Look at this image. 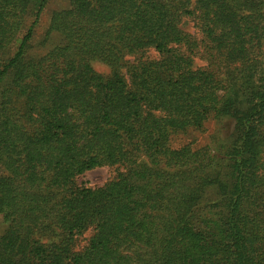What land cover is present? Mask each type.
I'll return each mask as SVG.
<instances>
[{
  "label": "trees",
  "instance_id": "16d2710c",
  "mask_svg": "<svg viewBox=\"0 0 264 264\" xmlns=\"http://www.w3.org/2000/svg\"><path fill=\"white\" fill-rule=\"evenodd\" d=\"M47 1L0 0V56L24 30L0 66V264H264V0H68L64 42L27 59ZM210 118L233 123L217 149L169 146Z\"/></svg>",
  "mask_w": 264,
  "mask_h": 264
},
{
  "label": "rangeland",
  "instance_id": "374dc122",
  "mask_svg": "<svg viewBox=\"0 0 264 264\" xmlns=\"http://www.w3.org/2000/svg\"><path fill=\"white\" fill-rule=\"evenodd\" d=\"M69 7L68 0H48L46 6L42 13L40 14L38 23L35 25L33 30L32 40L29 43V48L27 50V59H37L43 57L49 53L53 48L61 45L63 37L55 32L48 34V29L50 25V19L55 11L65 10ZM183 8L188 10H193L194 1L190 0L189 4L185 5ZM34 20L32 16H29L26 21V26ZM179 27L182 31L194 36L199 37V28L197 21L191 19L187 16H183L180 20ZM22 33L15 40L16 42L12 44L11 49L6 50L0 56V66L9 59L14 51L18 39L22 37ZM150 58H158V54L153 51L148 53ZM264 60V59H263ZM133 58L129 56H121L116 64L108 63L103 60L92 58L90 59V64L94 70L104 76H109L114 70H119L125 72L129 62H132ZM195 66L197 68H202L205 66V60L202 58L195 59ZM3 87H0V105H1V94ZM233 130V123L229 119L216 120L213 118L208 119L201 129H188L184 132L175 133L170 136L169 146L171 148L177 149L179 147L189 145L193 149L204 148L210 146L212 149H217L220 144L225 143L230 139V135ZM264 148H262L263 150ZM140 166L148 165V162L142 157L138 160ZM140 168V167H137ZM124 171L123 167H100L93 169L91 171L85 172L83 175L79 176L75 180V185L89 187V188H99L105 185L107 182L112 180L118 173ZM4 173L3 168L0 166V176ZM63 192H61L62 194ZM213 199V198H212ZM1 221V217H0ZM92 235L91 231L84 233L82 236L77 238L76 250H81L87 243ZM41 239L44 243H52L53 241H59L60 236L55 235L52 232H46L41 235Z\"/></svg>",
  "mask_w": 264,
  "mask_h": 264
}]
</instances>
